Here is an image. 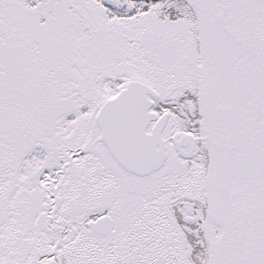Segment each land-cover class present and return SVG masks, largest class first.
I'll use <instances>...</instances> for the list:
<instances>
[{
	"label": "snow or ice",
	"instance_id": "1",
	"mask_svg": "<svg viewBox=\"0 0 264 264\" xmlns=\"http://www.w3.org/2000/svg\"><path fill=\"white\" fill-rule=\"evenodd\" d=\"M0 264H264V0H0Z\"/></svg>",
	"mask_w": 264,
	"mask_h": 264
}]
</instances>
